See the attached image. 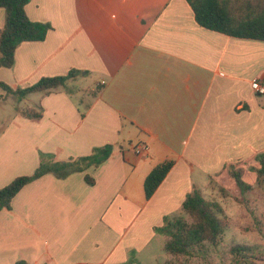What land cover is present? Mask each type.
<instances>
[{
  "label": "crops",
  "instance_id": "obj_1",
  "mask_svg": "<svg viewBox=\"0 0 264 264\" xmlns=\"http://www.w3.org/2000/svg\"><path fill=\"white\" fill-rule=\"evenodd\" d=\"M25 11L52 29L42 42L21 43L5 73L12 80H0L27 86L77 73L38 97L40 120L19 114L31 108L23 102L16 123L0 125V188L42 160L107 146L110 156L22 188L0 211V264H128L187 194L225 189L230 165L263 153L264 96L251 83L264 82V42L201 27L186 0H30ZM3 21L0 9V28ZM83 78L93 86H74ZM141 143L147 158L133 153ZM169 161L146 199V177Z\"/></svg>",
  "mask_w": 264,
  "mask_h": 264
},
{
  "label": "trees",
  "instance_id": "obj_2",
  "mask_svg": "<svg viewBox=\"0 0 264 264\" xmlns=\"http://www.w3.org/2000/svg\"><path fill=\"white\" fill-rule=\"evenodd\" d=\"M30 0H0V9L4 11L3 26L0 28V68L10 69L14 65L17 47L25 42H42L52 27L47 23L32 22L25 11ZM191 7L195 20L201 27L228 37L251 39L264 42V0H186ZM76 70L65 76L41 78L37 83L25 89L13 91L0 81V88L7 94L12 93L24 98L35 93H50L63 88L73 79ZM19 114L31 120H40V107L28 108ZM110 156V147L96 148L90 156L70 159L67 162L42 160L38 169L30 176L15 178L8 185L0 188V211L10 210L14 197L26 185L38 178L53 174L64 179L75 172H84L87 168L97 167ZM258 168H254L257 183L264 184V154L258 155ZM173 162L156 166L144 181L146 199H150L171 169ZM228 176L234 181L241 196L253 187L243 181L244 171L235 165L227 169ZM85 181L93 180L85 175ZM218 190H224L218 186ZM223 211L218 203L205 200L203 194L193 190L185 197L181 213L164 217L163 226L158 229L165 235L164 252L166 261L162 264H195L198 257H209L212 249L218 247L228 223L221 216ZM232 256L230 264H254V248L235 245L229 250ZM24 264V263H18Z\"/></svg>",
  "mask_w": 264,
  "mask_h": 264
},
{
  "label": "rangeland",
  "instance_id": "obj_3",
  "mask_svg": "<svg viewBox=\"0 0 264 264\" xmlns=\"http://www.w3.org/2000/svg\"><path fill=\"white\" fill-rule=\"evenodd\" d=\"M8 71H11V68L0 69V77L8 73ZM4 78L12 80L10 74H5ZM92 82L90 78H83L82 82L78 81V84L74 86L86 90L93 86ZM32 85L26 86L18 84L16 86H8L15 91L17 89H25ZM43 94L45 93H35L20 98L16 94H7L0 88V125L15 124L18 120L15 112L17 108H23V102L27 104L26 107L29 106L37 110L39 108L38 97ZM261 101H264V97L261 98ZM260 154H264V151ZM256 159L250 164L243 165L241 168L244 171L243 181L253 187V189L244 196H241L239 189L232 180H230L231 182L229 184L221 183L225 188H222L224 192L220 190L217 191L218 186L216 185L213 186V190L203 191L205 200L216 202L221 207L223 211L221 217L227 221L228 229L225 231L218 247L211 250L210 256L203 258L198 257L193 260L195 264H230L232 262V256L229 254V250L235 245L253 247L254 254H252V256L254 258L251 261L254 264H264V184H259L256 181V173L253 171L254 168H258ZM179 213H181V211ZM164 243V233L157 232L151 242L141 252L131 253L128 256L127 263L162 264L168 258L164 252ZM19 255L20 254H16L17 258H19Z\"/></svg>",
  "mask_w": 264,
  "mask_h": 264
},
{
  "label": "built area",
  "instance_id": "obj_4",
  "mask_svg": "<svg viewBox=\"0 0 264 264\" xmlns=\"http://www.w3.org/2000/svg\"><path fill=\"white\" fill-rule=\"evenodd\" d=\"M251 88L255 94L264 96V82L258 79L252 80ZM133 153L140 158H147L149 155V147L146 144H137L133 147Z\"/></svg>",
  "mask_w": 264,
  "mask_h": 264
}]
</instances>
